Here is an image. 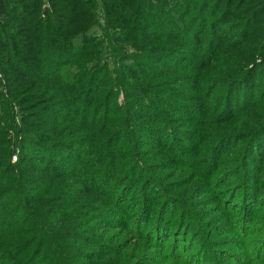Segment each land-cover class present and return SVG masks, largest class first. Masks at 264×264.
<instances>
[{"label": "trees", "instance_id": "obj_1", "mask_svg": "<svg viewBox=\"0 0 264 264\" xmlns=\"http://www.w3.org/2000/svg\"><path fill=\"white\" fill-rule=\"evenodd\" d=\"M0 106V264H264V0H0Z\"/></svg>", "mask_w": 264, "mask_h": 264}, {"label": "rangeland", "instance_id": "obj_2", "mask_svg": "<svg viewBox=\"0 0 264 264\" xmlns=\"http://www.w3.org/2000/svg\"><path fill=\"white\" fill-rule=\"evenodd\" d=\"M257 60L260 61V58H258ZM1 113H2V110H1V106H0V115H1ZM262 113L263 112H260V113H258V115L261 116ZM245 121L246 120H243V122H245ZM17 159H18V156L16 154L13 155L12 161L15 162V161H17ZM262 182H264V180H262ZM59 184L60 185H66V182L61 181V182H59ZM253 185L258 186V184H254V183H253ZM257 203H258V209H257L258 223L257 224H264V195L257 201ZM234 207L237 208L236 204L234 205ZM128 227L129 226H127L126 228H128ZM103 240L108 241V242H113L114 244H119V243L122 244L125 242L126 243L131 242V243H129L128 247L124 250V253L127 254L124 259L119 260L118 257L116 259V257L114 256L104 264H116L117 262H121L120 264H125L131 254L135 253L136 255L139 256V255H142L143 253L149 252L150 250H151L150 252H158L160 249V247H158V246H154V245L149 244V242H151V241L146 242L144 240H141L137 235H135V232L129 231L128 229L126 231H120V232H117L115 230H109L108 236H105L103 238ZM150 247H151V249L148 251V249ZM94 248L96 249L99 247L95 246ZM233 250H234V252H237L239 250V248L235 247V248H233ZM161 252H163V251L161 250ZM253 260L250 259V260L246 261L247 263H245V264H250ZM43 262L44 261H42V264H43ZM158 264H160V263H158ZM161 264H174V263H173L172 259L168 260V258L166 257L165 260L161 261ZM235 264H236V262H235Z\"/></svg>", "mask_w": 264, "mask_h": 264}]
</instances>
